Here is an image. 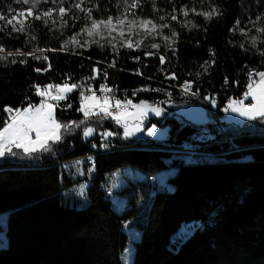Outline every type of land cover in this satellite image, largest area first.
<instances>
[{
  "label": "trees",
  "instance_id": "1",
  "mask_svg": "<svg viewBox=\"0 0 264 264\" xmlns=\"http://www.w3.org/2000/svg\"><path fill=\"white\" fill-rule=\"evenodd\" d=\"M76 3L85 11L73 7ZM28 7L22 0H0V14L6 18ZM60 7L66 10L63 19ZM193 8L196 12L215 8L219 14L206 19L191 12ZM124 9V0H41L22 33L0 20V46L6 50L0 56L18 50L26 54L0 59V128L7 117L5 107L22 109L41 101L37 86L78 84L94 75L123 88L144 83L142 78L116 68L171 82L200 84L204 95L207 90L231 89L237 80L239 94L250 71H264V34L258 31L264 27V0H140L134 15L157 25L168 24L159 32L169 35L171 43L163 36H145L138 50L120 45L109 49L96 42L69 45L92 19L115 18ZM185 9L188 16L183 15ZM49 10L51 19L34 18ZM172 15L177 19L172 20ZM153 44L160 47L153 48ZM146 51L153 56L142 57L140 64L131 61ZM13 59L17 62L12 63ZM113 61L115 67L108 66ZM94 68L100 72L94 73ZM172 75L176 79L168 78ZM142 100L157 103L148 94L134 99ZM227 106V100L221 99L211 108L218 123L212 125L213 137L201 142L200 126L176 117L148 123L147 128L153 123L170 126L164 140H123L116 120L103 115L86 118L79 110L76 92H71L66 108L56 107L55 116L62 125L75 123L68 132L61 129L59 142H49L51 151H38L29 157L13 148L18 155L0 158V212H8L0 264H122L121 251L128 239L124 224L138 212V206L130 199L132 205L117 211L104 184L108 173L125 165L147 176L142 191L148 201L146 220L140 223L134 264H264V119L223 121ZM89 127L94 131L85 136ZM107 132L113 135L106 139L124 147L94 157L87 190L94 215L68 227L70 210L63 193L84 179L72 180L63 164L89 153L91 145L105 139ZM185 141L200 143L202 151L174 149ZM171 166L177 168L168 179L172 188L157 186L151 192V178ZM138 195L142 196L141 192Z\"/></svg>",
  "mask_w": 264,
  "mask_h": 264
},
{
  "label": "snow or ice",
  "instance_id": "2",
  "mask_svg": "<svg viewBox=\"0 0 264 264\" xmlns=\"http://www.w3.org/2000/svg\"><path fill=\"white\" fill-rule=\"evenodd\" d=\"M17 2H21V0H17ZM41 2V0H22V3L25 5H30L26 10L21 9L16 13L15 16H12L11 18H6L4 15L0 14V20H6V23L8 25L12 26V30L15 32H24L26 28L25 20L26 15L32 16L33 15V9ZM47 2V0H45ZM53 3H56V0H52ZM60 3H63V0H60ZM125 4H128V0H124ZM140 3V0H132V3L129 5V7H136ZM75 8H79L81 11H85V9L80 7V3H76L73 5ZM88 11V16H91V10ZM191 12L197 14V15H203L206 19H211L213 15L219 14L218 10L213 8L211 11L207 12H196V9L193 8L190 10ZM59 13L61 16V19H63V16L66 13L65 8L60 7ZM183 15L188 16L189 10L185 9L183 10ZM42 17H47L51 19L52 17V10H49L47 12H43L41 14L35 15L36 20L42 19ZM161 20H164L165 17L161 16ZM172 20H176L177 17L175 15L171 16ZM13 21H16V23H13ZM19 24V27L16 26V24ZM47 23V21H45ZM52 23L55 24L56 21L52 20ZM67 23L66 21L64 22ZM128 23L129 25L134 26L135 21H127L126 18L118 19L116 23L113 22V17L109 16L107 19H92L91 25L89 28L84 29V31L87 32L88 36H94V35H102L98 30L103 27L105 29H109V35L113 31H117V24L118 25H125ZM185 27L187 25H184ZM193 27H196L195 24L192 25ZM30 27V26H29ZM139 27L142 28L146 34H152L156 33L159 30L163 28L169 27L168 24H162L157 25L153 20L151 19H141L139 21ZM3 30V29H0ZM262 34H264V27H261L258 29ZM119 34L121 36L124 35L123 29H120ZM176 33L173 32L172 36H175ZM32 39H35L33 36ZM163 39L165 41H169L170 37L165 35L163 36ZM73 42L78 43L75 41V37L72 38ZM253 45H255V40H253ZM133 45L129 42L127 44V47L131 48ZM153 48H159L160 46L158 44H153ZM51 50V49H49ZM5 49L0 46V53H5ZM38 51H44L39 50ZM26 54L23 51H17L15 53L13 52H7L6 55L0 56V59H7L8 56H25ZM31 55V53H29ZM36 59H44L47 60V56H36ZM161 63L164 62V57H160ZM12 63H16L17 61L13 59L11 61ZM20 63H26L25 60H21ZM211 63V62H207ZM111 67H115V61H113L110 65ZM50 67V65H49ZM206 70V68H205ZM37 71H41V69H37ZM93 72L98 74L100 72L99 69L94 68ZM141 73L137 72V75H140ZM105 77L107 73H104ZM256 75L259 76L258 83L253 86L252 84L249 85V92L246 93V96L251 95L252 99L255 101V103H252L248 106H245L242 102L233 100L231 101L227 108H225V111L231 110L234 113H237L241 117H245L247 120H257L258 118L264 119V72L256 73ZM95 76L89 77L88 79H94ZM169 79H176L175 75H172L168 77ZM83 87L82 85L77 84H63V85H52L49 84L44 89H41L39 86L36 87V93L38 96H41L45 99H42L41 103L39 105H32L30 104L28 107L25 108H16L13 109L11 107H5L4 112L8 114V119L3 121L4 126L0 128V158H3L6 154L11 156L18 155L17 153L13 152V148L22 150L23 154L26 156L31 157L32 154L38 152V151H51V145L49 144V141L52 143H57L62 139V133L61 129L63 128L65 132L70 131L72 124L75 122H72L71 124L62 125L60 122L57 121L55 116V108L57 107V104L51 103V101H56L57 103L61 100H65L67 98V94L71 93L78 88ZM192 85L190 82L186 81L183 84V91L185 93L191 92ZM53 89H55V92L53 93ZM155 91H159L158 89H154ZM89 92H91V95H84L83 92H81V96L83 99V103L80 107V111L84 113V116L86 118H90L93 115L100 116L103 114L105 117H111L112 119L116 120L118 123L121 120H124L125 117L128 115L125 112H120L119 115L113 116L112 112L110 111V108L113 106L110 104V97L105 95L102 98L98 97L96 95V91L89 88ZM102 93H110L113 90L111 88H108L106 85H102L99 89ZM193 95H196L197 93H192ZM170 95V94H169ZM213 106H215V101H212ZM128 105H131V101L122 102L120 100L115 101V107L116 108H122L127 107ZM70 107V105H69ZM132 107H135L137 109L136 115L138 117H143L147 112L151 111L155 115L159 116L161 115L163 109H161L158 106H152L147 103H140L139 105H132ZM83 123V121L81 122ZM138 130L143 131V129L139 128V125H137ZM94 131L93 128L89 127L85 130L84 135H90ZM157 132L156 127L153 125L150 128L147 129V135L153 136ZM33 134H35V139H33ZM131 132H125V136L131 135ZM113 135L111 132L104 133L103 136L106 139L108 136ZM4 218H0V223H3ZM6 242L3 240H0V246H3Z\"/></svg>",
  "mask_w": 264,
  "mask_h": 264
},
{
  "label": "rangeland",
  "instance_id": "3",
  "mask_svg": "<svg viewBox=\"0 0 264 264\" xmlns=\"http://www.w3.org/2000/svg\"><path fill=\"white\" fill-rule=\"evenodd\" d=\"M131 3L132 0H128V4H125V9L121 11L118 16L113 18V22L116 23L118 19L126 18L127 21H135L134 26L129 25L128 23H126L125 25L117 24V31L111 32L110 35L109 29L101 27L98 31L102 33V35L88 36L87 32L84 31V29L90 27V22L85 25L84 29L81 32L73 36L75 37V41H77L78 43L73 42L72 37L69 45L84 46L89 42H96L99 45L104 46L105 48L113 49L114 47H118L119 45L127 47V44L130 42L133 45L132 48L134 50H138L140 48L142 39L145 36L156 38L158 36L166 35L164 33H160L159 31L152 34H146L145 31L139 27V21L141 19L134 15L135 7H129ZM25 15L27 20L30 16H27V13ZM13 22L16 23V21ZM16 25L19 24L17 23ZM120 29H123V36L119 34ZM169 43H171V41H169ZM54 91L55 90L53 89V92ZM42 99L45 98L42 97ZM41 101L34 105H39ZM142 102L152 106H158L163 109L161 115L157 116L153 112L149 111L143 117H138L136 115L137 109L135 107H131L130 110L125 112L128 115L124 120H121L119 123L116 121L117 124L122 128L121 139L130 140L132 138L149 137L164 140L168 137L170 129L169 125L161 127L156 123H153L151 126L154 125L157 129L156 134L153 136L147 135V125L152 119H159L160 121H164L166 117H176L177 119L184 118L194 124L199 125L201 135L198 136V139L200 140V142L213 137L211 130L215 118L212 116L209 109L197 100H172L167 101L163 104L151 103L147 100H142L140 102H135L133 105H139ZM137 125H139V128L143 129V131L138 130ZM126 131L131 132L132 134L129 136H125ZM33 139H35V134H33ZM185 158L187 160L191 159L189 155H185ZM93 162L94 158H90L68 161L63 164V168L72 180L84 179L83 182L79 183L74 189L65 191L63 193V199L69 205L70 210L69 218L67 221L68 227H74L81 218H92L94 215L93 206L91 205L87 197V190L90 185V180L88 178H90V176H92V174L94 173ZM176 172L177 168L175 166L157 171L150 181V185L153 186L151 187V192H154V189L157 186H166L168 188H172V184L170 183V181H168V179L172 177ZM146 180L147 176L143 172L129 165H125L111 173H108L105 178L104 188L108 191V195L112 199L114 207L117 211L122 212L127 207L132 205L130 199L136 201V205L138 206V212L134 213V215L124 224V229L128 234V239L121 251L122 264H134L135 242L139 240L141 233L140 223L146 220V209L148 206V201L146 200L147 198L143 196L142 192L146 187V185L143 183L146 182ZM136 184L138 186L137 188H135ZM140 192L142 196L138 195ZM7 216V211L0 212V218H4L3 223H0V240H3L5 242L7 239ZM184 227H182V229H184Z\"/></svg>",
  "mask_w": 264,
  "mask_h": 264
},
{
  "label": "built area",
  "instance_id": "4",
  "mask_svg": "<svg viewBox=\"0 0 264 264\" xmlns=\"http://www.w3.org/2000/svg\"><path fill=\"white\" fill-rule=\"evenodd\" d=\"M153 56V52L146 51L142 54H138L136 56H133L131 59L132 62L136 64H140L142 62V57H151ZM120 71H124L126 73H129L131 75L140 77L144 80V83L138 87L135 88H123L121 85L117 82H110L106 79H100L97 75H94V79H88L85 78L81 82H79L77 85H82L83 87L78 88L74 92H76V96L80 102V105L83 103V99L81 96V92H83L84 95H91V92L88 91L89 88L96 91V95L98 97H103L105 95L110 97V104L113 105L110 108V111L112 112L113 116L119 115L120 112H127L131 109L132 105L135 103L134 99L137 98L141 94H148L155 98L157 103L163 104L167 101H172L175 99H181V98H187V99H194L199 101L201 104H203L205 107L209 109V111L212 113L211 108L213 107L212 101H215V105L219 103L221 99H226L227 104H229L231 101L236 100L240 101L243 104H247L248 100L246 97V93L249 91V85L252 84L255 86L256 83L259 81V76L256 75V73H259L258 71L252 70L248 73L247 82L244 84V88L242 91L237 94L236 91L241 88L240 86V80L235 81L233 87L227 88L223 92L219 91H212L207 90V94H203V91L199 86H196L195 83L190 82L192 85L191 92L185 93L183 91V83H177V82H171L167 79H158L154 77L147 76L143 74L141 71H130L125 70L122 68H116ZM137 72L141 73L140 75H137ZM264 72V71H261ZM225 84H228V80L225 81ZM102 85H106L108 88H111L113 91L110 93H102L99 91L100 87ZM154 89H158L159 91H155ZM55 90V89H54ZM55 92V91H54ZM53 92V93H54ZM192 93H197L196 95H193ZM170 94V95H169ZM70 93L67 94V98L65 100H61L58 103L56 101H51V103L57 104V107L61 109L66 108V101L68 100ZM120 100L122 102L131 101V105H128L127 107L122 108H116L115 101ZM16 109V108H13ZM7 114V113H6ZM103 115V114H101ZM215 118V117H214ZM8 119V114L6 117V120ZM216 123H218L217 119L215 118ZM124 146L121 143L114 142L110 139H103L101 141H97L90 147V152L72 159L70 161L78 160V159H90L94 158L99 153H108L115 150L122 149ZM202 145L200 143H196L193 141H185L176 147H174L175 150H178L180 152H187V153H194V152H201Z\"/></svg>",
  "mask_w": 264,
  "mask_h": 264
},
{
  "label": "crops",
  "instance_id": "5",
  "mask_svg": "<svg viewBox=\"0 0 264 264\" xmlns=\"http://www.w3.org/2000/svg\"><path fill=\"white\" fill-rule=\"evenodd\" d=\"M247 100L249 102L247 104H244L245 106H248V105H250L252 103H255V101L252 99L251 95L247 96ZM245 119H246L245 117H241L237 113L231 112V110L225 111V115L223 117V121H226V122H236V121H242V120H245Z\"/></svg>",
  "mask_w": 264,
  "mask_h": 264
}]
</instances>
